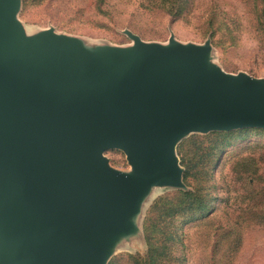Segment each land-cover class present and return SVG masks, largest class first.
Returning a JSON list of instances; mask_svg holds the SVG:
<instances>
[{
    "label": "water",
    "instance_id": "obj_1",
    "mask_svg": "<svg viewBox=\"0 0 264 264\" xmlns=\"http://www.w3.org/2000/svg\"><path fill=\"white\" fill-rule=\"evenodd\" d=\"M20 7L0 0V264H107L151 189L184 188L180 137L264 130V79L209 67L210 38L96 51L27 38Z\"/></svg>",
    "mask_w": 264,
    "mask_h": 264
},
{
    "label": "rangeland",
    "instance_id": "obj_2",
    "mask_svg": "<svg viewBox=\"0 0 264 264\" xmlns=\"http://www.w3.org/2000/svg\"><path fill=\"white\" fill-rule=\"evenodd\" d=\"M98 2L45 0L33 4L21 0L17 19L27 38L52 30L57 36L70 37L99 51L132 48L134 41L129 35L138 36L146 44L169 46L173 39L183 46H203L211 39V34H205L207 15L217 10L223 14L225 28L223 36L215 39L219 45L211 39L207 65L230 75L264 79V36L255 22L262 8L258 1L196 0L195 16L188 20H173L163 10L147 9L141 0H106L100 6ZM242 130L193 132L180 137L175 154L184 171V188L151 189L140 203L136 220L139 231L133 238L118 242L107 264H148L147 221L155 203L169 197L168 202L175 205L177 192H195L196 178L190 177L188 183L184 180L182 158L188 152V159L200 164L205 161L202 172L207 173L211 168L207 154L226 134L237 138L232 145H222L212 176L204 175L202 180L212 212L193 222H188V217L161 222L153 237L160 250L167 253L157 264H264V135L253 129ZM105 156L113 169L132 172L122 151L109 150ZM240 159L249 164L253 161L259 171L245 172ZM170 235L173 238L167 241Z\"/></svg>",
    "mask_w": 264,
    "mask_h": 264
},
{
    "label": "trees",
    "instance_id": "obj_3",
    "mask_svg": "<svg viewBox=\"0 0 264 264\" xmlns=\"http://www.w3.org/2000/svg\"><path fill=\"white\" fill-rule=\"evenodd\" d=\"M33 4H40L45 0H27ZM143 2V7L147 9H159L165 11L173 20H188L195 16V8H196V0H141ZM258 1L262 6L261 9L257 11V15L255 16V22H257V31L259 34L264 36V0H255ZM99 6L106 4V0H99ZM223 14L217 10H213L207 15V20L205 23V34H211V39L214 40L218 35L223 36V31L225 28L224 20L222 19ZM215 46L219 45L215 40ZM258 131L259 134L264 135L263 129H253ZM242 131H250V130H242ZM219 134V133H218ZM221 135V134H219ZM237 136L233 134H226L222 138L220 143H216L215 146L211 148L209 153L207 154V159H209L210 164L208 167L211 168L206 172H202L205 168L203 162H196L193 159H188L187 152L186 156L182 158V164L186 168L184 174V180L188 183L189 178H196L193 185L196 187L195 192H177L179 196L175 199L179 204H170L168 202L169 197L161 198L153 207V215L150 217L149 221H147V239L149 243V253H148V264H157L158 260L161 256H164L167 252L166 250H160L158 246V241L155 242L157 238L153 237L155 233L154 230L159 228L161 222L165 223L168 219H176L181 217H188V222H193L198 220L199 218L208 215L212 212V205L209 199V194L205 192V188L203 186V176L210 175L212 176V169L218 164V154L221 150L222 145L225 144L224 147L232 145ZM208 161V160H207ZM239 165L245 168V172L253 171L255 174L259 171L255 168L253 161L249 164L247 160L240 159ZM252 182L249 181V183ZM263 183V182H261ZM257 193V191H255ZM260 191L257 193L259 194ZM157 215L156 218H154ZM150 224V225H149ZM153 229V230H151ZM165 235H168L165 232ZM173 236L170 235L167 238V241L172 239ZM113 264V263H112Z\"/></svg>",
    "mask_w": 264,
    "mask_h": 264
}]
</instances>
